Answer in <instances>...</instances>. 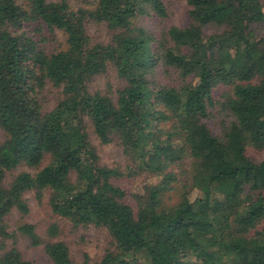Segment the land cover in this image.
Masks as SVG:
<instances>
[{
  "label": "trees",
  "instance_id": "1",
  "mask_svg": "<svg viewBox=\"0 0 264 264\" xmlns=\"http://www.w3.org/2000/svg\"><path fill=\"white\" fill-rule=\"evenodd\" d=\"M169 1L0 0V264H35L8 243L7 216L44 191L56 215L105 228L114 245L77 262L21 224L52 264H264V159L248 155L264 150V0H185L189 24L151 32L142 19H164ZM208 25L225 29L205 35ZM45 28L65 46L48 51ZM109 68L124 84L92 92ZM48 85L60 89L51 108ZM89 125L122 148L123 170L101 162ZM139 173L142 192L124 183Z\"/></svg>",
  "mask_w": 264,
  "mask_h": 264
},
{
  "label": "rangeland",
  "instance_id": "2",
  "mask_svg": "<svg viewBox=\"0 0 264 264\" xmlns=\"http://www.w3.org/2000/svg\"><path fill=\"white\" fill-rule=\"evenodd\" d=\"M95 0H69L73 8L77 9L82 6H89L94 3ZM168 15L164 19L156 17H146L142 19L143 25L151 32H157L162 26H184L189 24V6L185 0H170L168 2ZM160 21V22H159ZM88 29L95 41L108 42L111 39L112 31L106 24H97L90 22ZM225 29L224 26L208 25L205 28V35L214 33H221ZM40 33L44 36V46L48 51L60 49L65 46V37L60 30H49L47 28L42 29ZM254 35L257 39L264 38V24L255 25ZM42 38V37H41ZM264 43V42H263ZM158 80V78H156ZM158 82V81H157ZM124 84V80L118 77L116 71L109 68L102 74L94 76L89 81V89L92 92L101 91L108 95H114L115 91ZM218 88L217 95H219L220 89ZM59 88L53 85H48L43 92V101L49 108L56 104L58 99ZM91 142L96 147L100 160L104 165L110 167H119L122 170L123 166L127 165V158L120 146L116 143L104 144L94 133L91 125L88 127ZM3 138V133L0 129V139ZM248 155L250 158L256 161L264 159V150H257L253 147L248 148ZM24 167L8 172L7 182L14 175L19 173ZM143 175H146L145 173ZM144 176L139 173L138 176L133 179L134 181H124L126 185L133 189V191L142 192L143 184L141 181ZM148 181H155V177L147 175ZM145 179V178H144ZM198 194L197 190H194L191 197L194 198ZM49 193L44 191L41 197H37L35 192L27 194L29 199L30 211L26 214L19 212L18 210L12 211L7 216V223L11 232L14 233V237L9 240L11 246L17 247L27 259L35 262V264H52L48 255L45 253L44 245H33L31 240L19 230L21 224L31 223L36 227V232L40 235V239L44 242L61 240L64 241L70 250L72 258L77 262H82L86 258L91 261L100 260L108 249L113 248V242L111 236L105 228L98 227L94 224L89 225H76L72 221L64 218L60 215H56L49 203ZM54 227V228H53Z\"/></svg>",
  "mask_w": 264,
  "mask_h": 264
}]
</instances>
